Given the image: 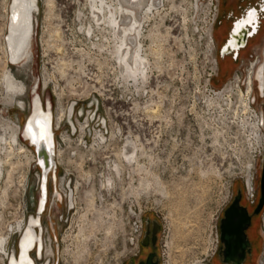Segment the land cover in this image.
I'll return each instance as SVG.
<instances>
[{
  "label": "rangeland",
  "instance_id": "rangeland-1",
  "mask_svg": "<svg viewBox=\"0 0 264 264\" xmlns=\"http://www.w3.org/2000/svg\"><path fill=\"white\" fill-rule=\"evenodd\" d=\"M211 1L158 0L157 9L139 11L138 41L147 66L143 81L141 76L133 80L119 75L114 32L104 24L95 25L90 0H38L29 38L32 73L19 71L20 65L9 63L7 50L12 0H0V78L9 68L27 86L39 82L42 99L50 97L54 124L59 127L54 134L56 178L67 177L72 188V207L67 200V207L54 215L56 220L65 216L56 222L58 250L53 237L49 243L43 233L44 253L41 258L31 254L34 264H120L134 251L135 229L145 217L161 225L162 264L213 263V226L238 147L229 144L228 135H218L215 142V132L200 127L208 122L209 113L203 106L211 71L210 44L207 47ZM106 2L115 5L117 0ZM88 28L93 29L90 35ZM255 57L262 63L264 21L259 37L240 57L243 66L235 63L227 76L211 84L221 88L235 72L244 78ZM233 90V85L228 86L208 106L226 102L223 96ZM20 100L30 107L29 91ZM74 102L71 121L68 115ZM259 103L264 104V98L259 97ZM8 106L0 101V124L12 122L19 132L30 111L27 114L26 107L22 110L14 103ZM66 118L75 126L73 137L64 134L71 132ZM104 125L106 132L101 129ZM126 138L136 144V157L130 162L121 156ZM9 146L0 149L5 162L0 177V237H8V255L17 251L19 236L13 234V227L22 219L24 226L30 222L22 215L33 211L29 196L36 170L31 168L27 175L34 148L30 160ZM234 188L239 190L240 183ZM256 226L261 238L259 264L264 257V208ZM5 263L0 253V264Z\"/></svg>",
  "mask_w": 264,
  "mask_h": 264
},
{
  "label": "bare ground",
  "instance_id": "bare-ground-1",
  "mask_svg": "<svg viewBox=\"0 0 264 264\" xmlns=\"http://www.w3.org/2000/svg\"><path fill=\"white\" fill-rule=\"evenodd\" d=\"M157 1L158 0H117V3L115 5H112L107 3L106 0H90L92 17L95 25L100 26L101 24H104L105 26L110 27L114 32L115 40L117 43L115 52L117 53L116 55L117 63L119 66V75L123 79L134 78L133 80H135V78H137L138 76H141V79L143 81H145L146 79V59L142 55V51L140 48L141 44L138 41V38L140 36L139 27H141L139 11L146 8L147 11L153 8L157 9ZM33 9L36 15V0H12L11 7L9 9L10 16L8 19L9 23L7 30V50L10 62L14 66L20 65V69H18L19 71L27 69L29 74L32 73L31 65L33 61V55L31 51L32 44L29 43V38L31 37L30 35L32 32L31 15ZM247 23H249V16L247 19L244 18L235 25L229 42L226 44V47L224 46L223 49H221L223 50V53L229 52L230 49L233 50L234 48L237 49L239 47H242L245 44V38L247 37L248 31L246 27ZM33 24H35V22ZM238 25L240 27V30L236 31ZM92 30V28H88L87 33L90 35L93 32ZM236 42H239V44H237ZM25 49H27V53L24 54ZM23 54L24 56L23 58H21ZM251 72L252 70L250 69L247 73L249 77V84L252 83V76H250ZM4 73L5 74H3L0 78V101L2 102V105L7 107L8 105L14 103L18 106V108L24 110L26 106L20 100V98L27 91H29V93L31 91L32 101L30 102L29 115L26 117L24 124L20 127L19 132L18 127L12 122H6L2 120L0 124V149L10 145L9 148L12 151L15 150L19 153L27 154V150L25 151L26 147L24 149V147L19 144V135L21 134L22 137L30 141L29 143L31 145V148H34L35 150L34 158L35 161H37L36 166L38 164L40 166H43V160L41 158L39 160L37 159V152L39 156L42 153L45 154L47 152L51 157H54L55 152L54 137L52 135L53 130L51 131L49 127L51 119L50 100L49 98L45 100L46 108L44 109V106L41 104V100L36 92L35 85H33V87L27 86L23 81L17 80L11 74L9 68ZM43 84L46 86L45 83ZM224 91L225 89L222 92H219L216 95V98H221V96L224 94ZM70 113L71 111H69L68 118L70 117ZM61 116L64 115L61 114ZM97 139L101 141L103 138L102 136H99ZM125 141V147L121 152V156L126 161L130 162L134 159V156L136 157L134 147V145L136 146V144L133 142V140H129L127 138L125 139ZM79 142H84V139L82 138ZM17 143L19 144L18 146H16ZM100 143L101 142H99L98 144ZM31 153H33V151ZM11 154H13V152ZM22 156L24 158V155ZM28 158L31 160V157H29V155ZM3 162L4 161L0 159V177L2 173ZM31 163L30 165L28 164L27 167L31 166ZM38 168L39 167L37 166V169ZM39 200V208H41L43 201L41 194L39 195ZM29 220L27 221V224L29 222L28 226L25 225L24 227L22 222H25V220L22 219L21 222H17L16 226L13 227L12 232L15 233V231H17L16 233H19L16 253L12 252L10 255H8V253L6 252L8 237H0V253H3L4 259L7 258V262L5 264H33L31 262V257L29 254L30 250L34 245L37 244V250H39L38 252L41 251V236L38 237L34 231V226L37 225V220L33 216H31Z\"/></svg>",
  "mask_w": 264,
  "mask_h": 264
},
{
  "label": "built area",
  "instance_id": "built-area-1",
  "mask_svg": "<svg viewBox=\"0 0 264 264\" xmlns=\"http://www.w3.org/2000/svg\"><path fill=\"white\" fill-rule=\"evenodd\" d=\"M219 15V1L212 0L210 3V18H209V34L207 35V47L210 44L211 49H209L210 56V64L211 71L206 79V88L208 92V98L204 103L206 111H208L207 120L208 122H204L200 127L206 128L208 130H213L215 132V142H218V135H228V142L232 144L238 149L235 151V158L233 165L229 167L228 181L225 187V196L222 204L220 205V209H218V214L215 218L214 223V249L211 253L210 259L213 257L215 247L218 242L219 232L218 225L220 221V216H222L224 209L232 203L234 197V185L239 182L240 188L243 190L245 202L253 206L257 202V197L259 193V185L256 186V181L260 177V173L264 166V104L259 103V97L254 95L256 80L252 76V83L248 82V75H245L244 78L240 77L237 72L234 73L232 79H229L226 83H224L221 88H215L211 81L213 78H217L218 76V65L216 59V47L213 41V29L215 23L217 21ZM233 85L234 90L231 91L230 96L225 95L223 97L226 102L215 103V106H208L209 102H215L216 95L219 92H222L228 86ZM244 94L242 100L240 99V95ZM263 104V105H262ZM27 114L29 112V104H27ZM93 113L94 117L98 109ZM53 112V110H52ZM26 118V117H25ZM53 132L54 134L58 130L59 127L54 124V116H53ZM75 127V126H74ZM101 128V126H100ZM104 132H106L105 125L101 128ZM102 130H99L103 132ZM76 131V129H75ZM88 133H90V129H88ZM69 137H73L75 135L70 132V134L66 131L64 133ZM85 138V136H84ZM20 144L26 147L27 154L31 157L32 148L27 144L26 141L21 140L19 135ZM85 141V139H84ZM86 143V142H85ZM19 144L17 143V146ZM29 151V152H28ZM31 151V152H30ZM31 168L36 170L33 171V177L35 179V184L32 188V194L29 196L30 207L33 210L32 213L27 216L23 213L22 217L28 219L29 216H36L37 211V203H38V195L41 193V172L38 171L36 166V161L33 157L30 169L27 170V175L30 173ZM50 178V185L52 186V193H50V198L54 201L55 206L61 205L67 207V199H68V188L67 183L69 182L67 177H61L59 179L56 178L55 181V189L53 187L52 179ZM48 186V185H47ZM61 187L65 190L62 191ZM71 187V186H70ZM72 189V188H71ZM54 190L58 195H60V200H57V197L54 196ZM48 202V194L46 204ZM45 204V205H46ZM45 210V206H44ZM44 210L41 214L44 216ZM62 219V215L60 216ZM37 230V229H36ZM44 231V232H43ZM41 231V237L46 235V240L50 243L51 235L45 227ZM14 235H18L19 233H13ZM142 234V220L139 219V223L135 229L134 239L138 241ZM44 238V237H42ZM54 242L56 238H53ZM50 240V241H49ZM43 249L45 248V241L42 240ZM52 244V242H51ZM44 253V252H43ZM5 262H7V258H5ZM259 264H264V257L259 261Z\"/></svg>",
  "mask_w": 264,
  "mask_h": 264
},
{
  "label": "flooded vegetation",
  "instance_id": "flooded-vegetation-1",
  "mask_svg": "<svg viewBox=\"0 0 264 264\" xmlns=\"http://www.w3.org/2000/svg\"><path fill=\"white\" fill-rule=\"evenodd\" d=\"M248 16H249V23H247L246 25L248 30L247 31L248 38L246 40L244 47L240 48V50L238 49L237 51L233 50L230 53L225 52L221 57V51H222L221 49L224 46L226 47V44L229 42L230 36L235 28V25L244 18L247 19ZM263 21H264V0H257V1L228 0V2H226L225 0H220L219 15L213 29V33H214L213 35L215 38L214 43L216 47V59L218 62V64H216L218 65L217 78L224 77V75L227 76V74L232 69L235 63L240 62L241 64L240 67L243 66V62L240 61V57L244 53L245 49H247L251 45V43L259 37L261 33ZM238 30H240L239 25L236 31ZM239 42L236 43L239 44ZM252 59L254 60L252 62V66L250 69L252 70L253 77L256 80L255 91L258 97L264 98V58L262 63L258 57ZM223 61H225L226 64H224ZM220 65H221V71L219 70ZM213 80H215V78H213ZM50 183L51 182L49 178V183L47 186L48 202L45 205L44 216L42 217L41 231H43L42 228L43 221L46 220V227L48 232L53 238H57V234H56L58 228L57 223L61 221V219L59 216V218L56 220L54 215L57 214L56 213L57 210H60L59 208L62 206L61 205L55 206L54 201L51 200L50 193H52V186L50 185ZM233 190H234V197L236 196V193L238 191L240 192L243 191L241 188L237 191L235 190V188ZM259 198H260V193H258L257 202L253 206H250L245 202L244 193L243 195L241 193V199L239 204L240 206L246 209L248 214L247 216H249V223L247 224V227L243 231L245 239L248 242V246L246 247L245 245L240 244V248L243 252L242 257L241 254L239 255V257H237V259H235L231 254H230L231 256H228V258L224 257V243L221 241V231H219L220 221L223 218L222 217L223 214L222 216H220L221 218L218 225L219 238L214 250L213 257L211 258L213 262L212 264H258L257 255L261 247V238L258 228L256 226V222H257V218H259L264 208V204H263L261 210L257 214L254 213V210L256 209L258 202H260ZM229 205L224 209V211L229 207ZM64 217L65 216L62 215V219H64ZM141 220H142V234L138 239V241H135L134 251L131 252L129 255H127L121 261L120 264H162L159 253V235L161 232V225L155 218L145 217L144 219L141 218ZM36 234H38V230H36ZM226 237L236 239L237 234L227 233ZM36 250H37V244L30 252V257H32L31 254L36 256Z\"/></svg>",
  "mask_w": 264,
  "mask_h": 264
},
{
  "label": "water",
  "instance_id": "water-1",
  "mask_svg": "<svg viewBox=\"0 0 264 264\" xmlns=\"http://www.w3.org/2000/svg\"><path fill=\"white\" fill-rule=\"evenodd\" d=\"M38 0H36V14H38V11H39V7H38ZM10 11V10H9ZM10 16V15H9ZM34 36V35H33ZM248 36L245 38V43H246V40H247ZM6 40V39H5ZM245 45V44H244ZM244 45L242 47H239V48H234L233 50L237 51L238 49L240 50V48H243ZM223 49V48H222ZM233 50L230 49V52H232ZM223 50L221 51V57L223 56ZM9 60V59H8ZM9 63L11 64L10 60H9ZM12 65V64H11ZM33 85L36 86V92L41 100V104L44 106V109L46 108L45 107V103H46V98L42 99L40 97V94L38 92L39 90V82L35 81L33 84H32V87ZM29 96H30V100L29 102L32 101V94H31V91L29 93ZM49 100H50V103H51V107H50V111H51V119H50V130L52 131L53 130V107H52V101L49 97ZM77 105L76 102L72 103L70 107L71 108V113H70V120L72 121V116L74 114V109H75V106ZM69 109V108H68ZM82 110L80 111L79 115L82 114ZM67 113H68V110H67ZM67 117V116H66ZM94 118V115L92 117V119ZM25 122V120H24ZM66 123L67 125L71 128V133L74 134L75 133V127L72 126L71 123H69L67 121V118H66ZM104 124V122H103ZM52 135L54 137V132H52ZM20 138L21 140L23 141H26L27 144L31 147L30 145V141L25 139L24 137L21 136L20 134ZM37 159L39 160L40 158L43 160V166H40L39 164L37 165L41 171V195H42V206L41 208H39L40 206V200H39V195H38V203H37V211H36V216H33L35 217V219L37 220V225L34 226V231H35V234H36V229L38 230V234H36L38 237L41 236V214L44 210V206L46 204V200H47V185L49 183V176L51 177L52 179V183H53V187L55 189V181H56V172H57V167H56V163H55V159L54 157L50 156V154H48L47 152L44 154L42 153L40 156L37 152ZM260 180H259V192H260V198H259V201L258 202V205L256 207V209L254 210V213L257 214L263 204H264V166H263V169L260 173ZM67 188H68V208H71L72 207V201H71V198H72V189L70 187V183L68 182L67 183ZM54 196L57 197V200H60V195H58L56 193V191L54 190ZM240 199H241V192L238 191L236 193V196L234 197L232 203L229 205V207L224 211L223 213V218L221 219L220 221V230L221 231V241L224 243V257L228 258V256H233L235 259H237V257H239V255L241 254V257H242V250L240 248V244H243L245 245L246 247L248 246V242L246 241L245 239V236L243 234V231L244 229L247 227V224L249 223V216H247V211L245 208H243L242 206H240ZM31 217V216H29ZM28 217V219H29ZM27 219V221H28ZM227 233H236L237 234V237L236 240L235 238H227L226 237V234ZM55 245H56V252L58 250V244H57V241L55 239ZM35 246V245H34ZM33 246V248H34ZM18 247V246H17ZM33 248L30 250V252L33 250ZM37 248H38V245H37ZM42 251V250H41ZM40 253L38 252V250H36V257L37 258H41V252ZM29 252V254H30ZM231 254V255H230ZM31 262L34 264L32 258H31ZM8 264V263H7Z\"/></svg>",
  "mask_w": 264,
  "mask_h": 264
},
{
  "label": "crops",
  "instance_id": "crops-1",
  "mask_svg": "<svg viewBox=\"0 0 264 264\" xmlns=\"http://www.w3.org/2000/svg\"><path fill=\"white\" fill-rule=\"evenodd\" d=\"M226 2H228V0H225ZM231 1V0H230ZM257 1V0H256Z\"/></svg>",
  "mask_w": 264,
  "mask_h": 264
}]
</instances>
